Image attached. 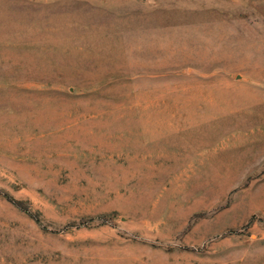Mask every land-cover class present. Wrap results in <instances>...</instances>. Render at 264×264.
<instances>
[{"label": "rangeland", "instance_id": "rangeland-1", "mask_svg": "<svg viewBox=\"0 0 264 264\" xmlns=\"http://www.w3.org/2000/svg\"><path fill=\"white\" fill-rule=\"evenodd\" d=\"M0 264H264V0H0Z\"/></svg>", "mask_w": 264, "mask_h": 264}]
</instances>
